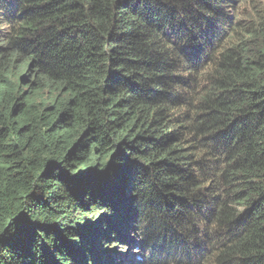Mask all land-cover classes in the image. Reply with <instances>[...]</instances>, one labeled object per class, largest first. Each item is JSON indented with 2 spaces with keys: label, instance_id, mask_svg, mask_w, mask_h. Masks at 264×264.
Instances as JSON below:
<instances>
[{
  "label": "trees",
  "instance_id": "obj_1",
  "mask_svg": "<svg viewBox=\"0 0 264 264\" xmlns=\"http://www.w3.org/2000/svg\"><path fill=\"white\" fill-rule=\"evenodd\" d=\"M233 1L0 0V264H264V11Z\"/></svg>",
  "mask_w": 264,
  "mask_h": 264
},
{
  "label": "rangeland",
  "instance_id": "obj_2",
  "mask_svg": "<svg viewBox=\"0 0 264 264\" xmlns=\"http://www.w3.org/2000/svg\"><path fill=\"white\" fill-rule=\"evenodd\" d=\"M257 9L259 11H264V0H234L233 3H232V7L231 8H228L227 11H226V14L228 15V17L232 18V22H234L235 20H243L245 19V17L248 15V13L252 10V9ZM255 15L253 14H250V17L251 19L254 17ZM213 28H214V32L216 34H221L223 31L221 30V27H220V23L218 24H213ZM211 32V29L207 32L208 34H210ZM60 166V165H59ZM57 166V167H59ZM66 173V171H65ZM70 174V173H69ZM68 174V175H69ZM81 174H84L83 172H81ZM67 176V173L65 174ZM79 176V174H78ZM81 177V176H79ZM84 180V182H86L84 184L87 185L88 184V179L83 177L82 178V181ZM68 187H73V185L70 183ZM65 190V189H64ZM81 190V189H80ZM80 190L78 191V193H80V198H83V194L82 192H80ZM63 191V189H62ZM121 192H124V193H128L129 191L126 190V188L124 189V187L120 190ZM70 192V191H69ZM74 196L76 197L77 196V192L76 193H73ZM66 195V194H65ZM65 195H62V200H65ZM114 195V194H113ZM61 199V198H60ZM62 204H65V202H61ZM115 203V201H114ZM133 203L136 205L138 204L137 203V200H134ZM120 221L118 220V223L116 224V228L117 227H120ZM115 245H116V242H115ZM117 245H120V244H117ZM118 248V247H117ZM126 250H127V245H126V248H124V256L125 253H126ZM127 251H130L132 253H135L136 250L135 249H128ZM97 253H98V250L96 252V254L94 255V257L97 256ZM93 263V260H90L88 264H92ZM104 264V262L102 263Z\"/></svg>",
  "mask_w": 264,
  "mask_h": 264
},
{
  "label": "clouds",
  "instance_id": "obj_3",
  "mask_svg": "<svg viewBox=\"0 0 264 264\" xmlns=\"http://www.w3.org/2000/svg\"><path fill=\"white\" fill-rule=\"evenodd\" d=\"M221 15H219V14H217V15H215V16H213L212 17V19H216V18H218V17H220ZM228 17V16H227ZM230 18V17H229ZM231 19V21H232V18H230ZM223 21H220V22H218V23H220V25H222L223 23H222ZM218 23H213V24H218ZM222 30V29H221ZM68 175V174H67ZM131 219H132V217H131ZM128 253H130L131 254V256H128V255H126V258H127V262L128 261H131V260H137V261H140L141 260V258L142 257H140V255H138V252H135V253H132V252H128Z\"/></svg>",
  "mask_w": 264,
  "mask_h": 264
},
{
  "label": "water",
  "instance_id": "obj_4",
  "mask_svg": "<svg viewBox=\"0 0 264 264\" xmlns=\"http://www.w3.org/2000/svg\"><path fill=\"white\" fill-rule=\"evenodd\" d=\"M75 176H77V175H74V176H72V177H75ZM87 225H88V227H89L91 230L96 231V229H97L96 222H92L91 224H87Z\"/></svg>",
  "mask_w": 264,
  "mask_h": 264
},
{
  "label": "bare ground",
  "instance_id": "obj_5",
  "mask_svg": "<svg viewBox=\"0 0 264 264\" xmlns=\"http://www.w3.org/2000/svg\"><path fill=\"white\" fill-rule=\"evenodd\" d=\"M126 65V64H125Z\"/></svg>",
  "mask_w": 264,
  "mask_h": 264
},
{
  "label": "flooded vegetation",
  "instance_id": "obj_6",
  "mask_svg": "<svg viewBox=\"0 0 264 264\" xmlns=\"http://www.w3.org/2000/svg\"><path fill=\"white\" fill-rule=\"evenodd\" d=\"M85 172V171H84Z\"/></svg>",
  "mask_w": 264,
  "mask_h": 264
}]
</instances>
